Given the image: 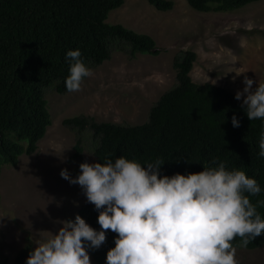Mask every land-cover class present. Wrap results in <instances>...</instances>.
Listing matches in <instances>:
<instances>
[{
  "label": "trees",
  "instance_id": "1",
  "mask_svg": "<svg viewBox=\"0 0 264 264\" xmlns=\"http://www.w3.org/2000/svg\"><path fill=\"white\" fill-rule=\"evenodd\" d=\"M186 1L195 11L206 13L231 12L259 0ZM147 2L160 12L174 7L172 0ZM123 4L124 0H0V170L15 167L21 156L36 152L51 125L45 89L52 86L59 95L69 92L65 86L69 50L79 49L80 59L90 69L108 61L114 51L131 59L137 54L160 53L149 35L107 23L109 13ZM195 60L192 51L175 58L176 85L160 96L143 124L98 123L83 116L65 119L63 124L78 135L71 156L78 163L76 173L80 174L79 165L85 162L84 131L94 140L93 154L100 163L119 156L142 165L159 159L164 162L160 174L172 176L198 173L224 162L228 170H241L256 179L262 191L246 195L264 219V158L258 156L264 119L250 121L242 101L224 88L194 83L190 72ZM233 115L239 127H233ZM77 214L101 230L94 204L83 205ZM105 231L106 241L98 249H88L96 264H106L107 252L115 247L118 234ZM240 242L237 236L232 244L257 249L264 246V234L247 247H240ZM32 250L27 243L13 264H26ZM0 264L8 263L2 260Z\"/></svg>",
  "mask_w": 264,
  "mask_h": 264
},
{
  "label": "rangeland",
  "instance_id": "2",
  "mask_svg": "<svg viewBox=\"0 0 264 264\" xmlns=\"http://www.w3.org/2000/svg\"><path fill=\"white\" fill-rule=\"evenodd\" d=\"M172 1V10L160 12L147 0H124L108 15V24L149 35L158 55L131 59L114 51L91 69L93 75L84 79L80 91L59 95L52 86L45 89L51 125L44 138L33 155L0 170V262L13 264L27 243L34 250L90 203L80 185L60 175L67 169L71 177L78 176V163L71 160L78 135L63 124L65 119L143 124L160 96L176 85L173 62L185 51L196 54L190 72L196 84L216 81L214 85L236 94L243 90L245 76L254 81L253 90L264 83V0L231 12L206 13L186 0ZM237 70L244 73L237 76ZM81 137L85 162L95 163L94 140L86 131ZM236 259L238 264H264V246L236 248ZM90 260L96 264L91 255Z\"/></svg>",
  "mask_w": 264,
  "mask_h": 264
},
{
  "label": "clouds",
  "instance_id": "3",
  "mask_svg": "<svg viewBox=\"0 0 264 264\" xmlns=\"http://www.w3.org/2000/svg\"><path fill=\"white\" fill-rule=\"evenodd\" d=\"M80 57L79 49L66 53L69 92L80 91L84 79L93 75ZM243 83L235 99L243 97L241 106L250 121L264 119V84L253 90L254 81L247 76ZM231 122L240 126L236 115ZM259 149L258 156L264 158V132ZM163 163L157 159L142 165L123 156L83 162L75 178L62 169L61 177L80 185L87 201L99 210L101 230L77 214L39 243L26 264H91L88 249H98L106 241L105 230L118 234L106 264H238L234 238L240 237V247H247L264 234V219L249 199L262 191L256 179L228 170L224 162L198 173L162 176Z\"/></svg>",
  "mask_w": 264,
  "mask_h": 264
}]
</instances>
